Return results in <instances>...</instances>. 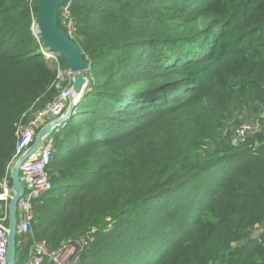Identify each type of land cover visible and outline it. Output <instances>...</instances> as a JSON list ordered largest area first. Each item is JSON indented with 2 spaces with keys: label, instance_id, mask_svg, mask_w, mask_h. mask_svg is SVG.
Masks as SVG:
<instances>
[{
  "label": "trees",
  "instance_id": "obj_1",
  "mask_svg": "<svg viewBox=\"0 0 264 264\" xmlns=\"http://www.w3.org/2000/svg\"><path fill=\"white\" fill-rule=\"evenodd\" d=\"M37 1L0 0L10 185L18 128L56 99L66 69L41 53ZM58 24L87 84L50 132L52 188L17 233L16 264L41 240L78 242L75 264H264V115L241 140L223 131L264 104V0H66Z\"/></svg>",
  "mask_w": 264,
  "mask_h": 264
},
{
  "label": "built area",
  "instance_id": "obj_2",
  "mask_svg": "<svg viewBox=\"0 0 264 264\" xmlns=\"http://www.w3.org/2000/svg\"><path fill=\"white\" fill-rule=\"evenodd\" d=\"M66 16V13H64ZM68 31L71 28L68 24ZM41 49V53L47 57L52 55L50 51L45 53ZM54 55V53H52ZM61 71H65L61 75ZM73 72L70 69L59 70L57 74L58 82L56 88L59 93L53 102L48 103L43 108L31 113L26 123L21 124L17 131L16 150L12 161L9 164L11 167L16 159L22 155L33 143L38 130L47 122H51L61 117L68 106L69 97L72 94L71 81ZM64 86H61L62 82ZM248 126L239 125L236 129L234 138L241 140L247 135ZM54 141L50 133L43 136L41 143L31 154H29L19 167V180L22 184L23 194L17 201V233H26L29 230L30 221L33 218V200L40 198L52 188V183L49 180V175L46 167L50 161ZM12 190L8 177H4L0 181V264L6 262V247H7V213L8 201L11 198ZM75 241H70L56 249H51L46 244L45 240L37 242L33 249L28 254L27 259L20 264H70L74 262L79 253L78 249L71 244ZM77 243V242H76ZM79 245V243H77Z\"/></svg>",
  "mask_w": 264,
  "mask_h": 264
},
{
  "label": "water",
  "instance_id": "obj_3",
  "mask_svg": "<svg viewBox=\"0 0 264 264\" xmlns=\"http://www.w3.org/2000/svg\"><path fill=\"white\" fill-rule=\"evenodd\" d=\"M66 0H38L37 12L34 17L36 27V36L43 38L41 46L47 48L51 53L60 55L65 60L67 69L72 74V94L69 97L68 106L65 113L51 121L45 123L35 135L30 147L20 155L11 166L9 176L11 179L12 195L8 201L7 213V264H16V236H17V201L23 194L22 184L19 180V167L23 160L37 149L44 135L50 133L56 126L62 124L72 114L75 106V100L81 96L87 84V78L84 75L89 64L84 59L81 50L76 43L69 37L66 31L58 24L59 8Z\"/></svg>",
  "mask_w": 264,
  "mask_h": 264
},
{
  "label": "rangeland",
  "instance_id": "obj_4",
  "mask_svg": "<svg viewBox=\"0 0 264 264\" xmlns=\"http://www.w3.org/2000/svg\"><path fill=\"white\" fill-rule=\"evenodd\" d=\"M32 31H33V33L35 35L37 34L36 33L35 24H33V26H32ZM43 51L45 53H48V51L45 50V49ZM49 55H53V54L51 53ZM87 70H85V71H87ZM64 72L65 71H61L60 72L61 75ZM69 80L71 81V84L70 85H72V78L70 77ZM256 112H258L257 115L263 116L264 115V104L258 110H254L253 107H247L243 111L235 113L233 115V117L228 122H226L224 124V130L223 131H226L228 133H232L233 132L236 135V129L238 128L239 125H246V126H248V130L246 132L247 135H252L253 133L259 131L262 128H260V124L257 121V116L255 114ZM95 238H96V236L93 234V235H91L90 240H92V239L94 240ZM77 243L76 242H73L71 245L78 249V246L79 245H77ZM84 244H86V241L83 243V245ZM79 250H80V246H79Z\"/></svg>",
  "mask_w": 264,
  "mask_h": 264
},
{
  "label": "clouds",
  "instance_id": "obj_5",
  "mask_svg": "<svg viewBox=\"0 0 264 264\" xmlns=\"http://www.w3.org/2000/svg\"><path fill=\"white\" fill-rule=\"evenodd\" d=\"M81 96H82V94H81ZM81 96H79V97L75 100V104L78 103V102L80 101ZM72 113H73V112H72Z\"/></svg>",
  "mask_w": 264,
  "mask_h": 264
},
{
  "label": "flooded vegetation",
  "instance_id": "obj_6",
  "mask_svg": "<svg viewBox=\"0 0 264 264\" xmlns=\"http://www.w3.org/2000/svg\"><path fill=\"white\" fill-rule=\"evenodd\" d=\"M79 256V255H78ZM77 259H78V257H77ZM77 259L74 261V262H71L70 264H75L76 262H77Z\"/></svg>",
  "mask_w": 264,
  "mask_h": 264
}]
</instances>
